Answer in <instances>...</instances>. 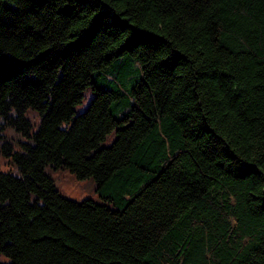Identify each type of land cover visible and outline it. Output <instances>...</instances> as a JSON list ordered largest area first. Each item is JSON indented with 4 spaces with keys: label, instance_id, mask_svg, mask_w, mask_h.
Segmentation results:
<instances>
[{
    "label": "trees",
    "instance_id": "16d2710c",
    "mask_svg": "<svg viewBox=\"0 0 264 264\" xmlns=\"http://www.w3.org/2000/svg\"><path fill=\"white\" fill-rule=\"evenodd\" d=\"M4 130L0 264H264V0H0Z\"/></svg>",
    "mask_w": 264,
    "mask_h": 264
},
{
    "label": "rangeland",
    "instance_id": "374dc122",
    "mask_svg": "<svg viewBox=\"0 0 264 264\" xmlns=\"http://www.w3.org/2000/svg\"><path fill=\"white\" fill-rule=\"evenodd\" d=\"M125 60V57H120L118 61L123 62ZM137 65L134 64L130 66V81H128V88L131 86L130 82L137 79L140 76V72L138 71ZM104 75L102 77L97 78V85L103 88L109 89L111 87V83H106L105 79L103 80ZM109 80H111L112 77H108ZM110 82V81H109ZM124 90H127L124 88ZM95 91L92 87H89L84 92V98L81 103H79L76 106V114H79L83 111H85L91 102ZM127 103L119 104L118 102L113 103V112L116 116H121L124 113V110L129 108V105ZM126 105V106H125ZM125 110V111H126ZM26 116L31 120L33 123V128L36 129L40 120L38 112L34 110H29L26 114ZM0 134L6 135L10 140H13L15 142V138H17V134L13 133L10 130H4L0 131ZM20 138V137H18ZM23 139L26 138V136L22 137ZM113 139V134L108 135L106 140L102 142V146L109 145ZM2 140V139H0ZM18 143V142H17ZM11 168V165L6 163L2 156H0V170L1 171H8ZM13 172H16L15 170H12ZM46 171L55 179L56 186L58 190L67 198L82 201L85 199H94L97 201H101V198L96 191V183L93 178L91 179H79L77 176L72 173L68 168L63 169H54L51 167H48ZM0 260L3 262H7L8 258L0 253Z\"/></svg>",
    "mask_w": 264,
    "mask_h": 264
}]
</instances>
